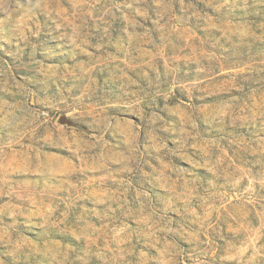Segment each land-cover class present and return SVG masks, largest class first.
Masks as SVG:
<instances>
[{"label": "clouds", "instance_id": "9594fccd", "mask_svg": "<svg viewBox=\"0 0 264 264\" xmlns=\"http://www.w3.org/2000/svg\"><path fill=\"white\" fill-rule=\"evenodd\" d=\"M0 264H264V0H0Z\"/></svg>", "mask_w": 264, "mask_h": 264}]
</instances>
